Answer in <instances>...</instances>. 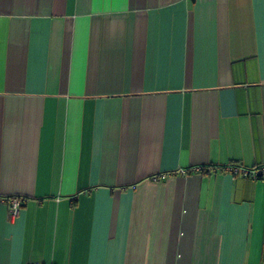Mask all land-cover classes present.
Segmentation results:
<instances>
[{
    "label": "crops",
    "instance_id": "crops-1",
    "mask_svg": "<svg viewBox=\"0 0 264 264\" xmlns=\"http://www.w3.org/2000/svg\"><path fill=\"white\" fill-rule=\"evenodd\" d=\"M228 166L264 169V0H0V264H264Z\"/></svg>",
    "mask_w": 264,
    "mask_h": 264
},
{
    "label": "built area",
    "instance_id": "built-area-1",
    "mask_svg": "<svg viewBox=\"0 0 264 264\" xmlns=\"http://www.w3.org/2000/svg\"><path fill=\"white\" fill-rule=\"evenodd\" d=\"M227 169L232 172L235 175H241L244 178H251L254 180H263L264 181V173L259 176L258 172L260 170L264 171V169H259V170H255V169H244V168H238L236 166H228ZM8 201V207H9V212L11 214V216L16 217L22 206H23V199L19 198V197H14V198H10ZM28 264H36V263H28Z\"/></svg>",
    "mask_w": 264,
    "mask_h": 264
},
{
    "label": "water",
    "instance_id": "water-1",
    "mask_svg": "<svg viewBox=\"0 0 264 264\" xmlns=\"http://www.w3.org/2000/svg\"><path fill=\"white\" fill-rule=\"evenodd\" d=\"M263 173H264V171H262V170H260V171L258 172L259 176H261Z\"/></svg>",
    "mask_w": 264,
    "mask_h": 264
}]
</instances>
